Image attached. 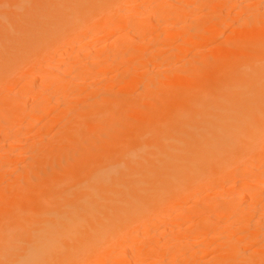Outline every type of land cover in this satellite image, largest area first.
Returning a JSON list of instances; mask_svg holds the SVG:
<instances>
[{
  "label": "bare ground",
  "instance_id": "obj_1",
  "mask_svg": "<svg viewBox=\"0 0 264 264\" xmlns=\"http://www.w3.org/2000/svg\"><path fill=\"white\" fill-rule=\"evenodd\" d=\"M129 1L130 0H0V90H3L1 88H6L8 90V87L5 86L8 84L12 86V83L15 84V82H18L17 80L23 75L27 82V87L24 92H15L17 94H14V101L9 97L6 104L2 102L3 105L9 108L7 107L8 111L7 109L3 112L1 111L4 114L0 113V130L4 127L8 129L11 127L14 128L20 121L23 123L25 122L27 124L25 125L27 127L30 126L28 128L30 129L31 126L34 125L33 122L36 118L43 117L41 114H43L47 107L40 100L42 95L39 99L37 96L45 94V91L48 93L52 92L50 97L47 95L49 101H56V97L59 96H57L59 93L58 85L60 84H58V81L60 77L65 74L63 72L64 70L62 69V71L61 68H57L56 66L58 65H52V67L54 66L53 68L49 65L54 74L52 75V73L49 72V74L53 76V78L51 76L50 78L48 76L49 74L44 75V72V74L41 73L43 69L42 71L40 70V72L35 68L33 63L36 61L34 59L40 60L41 58L39 57H44L43 52L44 54H49L48 50L51 49L50 46H54L53 44H55L56 47L57 41L63 40L65 44H67V42L70 44L77 40H84L89 37V33L92 34V30L96 32V28L101 30L104 29L105 31L109 29L112 33H115V30L119 28L125 29L126 27H122L126 25V19L128 20L127 16L131 14L130 9L126 7V3H130ZM208 1L209 0H174L175 4L173 1L172 3L175 7L177 5V7L179 6L181 9L186 8L187 11L192 12L198 7L201 8V6L203 7L206 5ZM228 3L236 6L244 3V1L215 0L214 8L212 7L213 10L209 7L213 12V17L210 18L211 21L209 20L212 26H209L210 30L206 27L209 32L201 37L202 40L204 39L205 41L207 38L215 37L218 31H224L222 28L223 22L225 21L223 20V16L226 14L224 13V9L227 7ZM164 4L163 6L161 5L162 7L160 6L161 8L154 9L153 13L144 19H148V22L153 20L157 22L180 20L182 23L185 18H187V11H174L173 9V11H171L167 8L165 9ZM263 14H259V16H256L250 21L247 20L241 23L233 32V35H231L232 37L229 36L230 38L228 40L224 42L221 41L222 43H219L220 47L218 46L217 50H213L209 57L202 59V62H197V64L188 62L189 64L185 66L182 65L176 74H173V78L170 79V81L172 80V90L170 93L165 92V95L162 94V98L156 97L157 99L152 98L151 100V97H155V92H161L164 88V86H161V82L165 78L161 76L155 77L153 75V77L150 78L151 82L145 85L142 80L139 79V76H131V74L130 76H126L123 81L125 92L123 94L120 92L122 96H104L107 102H116L119 98H123V102L120 100L121 103L119 107L107 112L106 117H101L103 119L99 121L89 122L88 120V122L82 123L79 120L80 123L78 122L77 124H82L80 126L75 124L71 127L74 128L76 126L77 128L72 129L70 134H65L67 135L65 137L66 139L63 142L61 141L62 143L58 145L61 146L62 144L63 146L61 149L59 147L61 151H57L62 154L63 149L71 151L70 149L74 146H78V143L81 141L85 143V145L87 144L86 147H90L93 142L95 143V141L98 140V144L101 142V145L99 144V147H101L100 149L108 151V149H105L107 145L104 142L109 141H105V136L108 137L107 134L109 133V135H111V138L109 137L111 139V145L109 146L111 150H109V155V151L106 153V156L109 157L106 158L105 161H98L100 159L97 160L96 158L99 157H95L96 163L91 161V167L94 166L92 169L84 168V162H87L93 155H90L91 152L88 150L89 148H86L88 151L84 149V156L82 155V157L79 150L83 149L84 145L82 146L81 143L79 145L80 147H76L77 150L75 151L79 153L78 155L80 158L77 157V159L79 158L80 160H78L80 162L75 160L76 157H74L73 160L76 161V166L74 167V164V168H71V163H69L70 165L68 164V166L71 167H69V170L65 173H61V170L65 171L66 169L62 168L59 171L62 166L60 167L59 165V169L56 166V164H61L58 162V158H60L61 155L60 157L57 156V158H55L56 156L54 155L56 154L55 149L57 150L58 147L56 146L54 150L52 148L53 145L51 146V150L50 148H45L46 151L42 154L46 152V162H43L44 165L47 166L46 169L50 168L51 171H49V173L52 175L44 171V175H47V177L43 176V179L46 181L47 185L53 181H58L59 183L54 188H49V191H45L44 195H41L42 199L41 197H37L40 199L38 202L32 205H25L26 203H24L20 209L23 212V218L17 225L14 226L13 223L14 227L12 225L7 227L5 222H2V220L0 221V264H113L112 261L109 262V259L115 256L117 250L119 251L118 254L120 257H117V262H114V264H140V262L145 260H150L149 263L145 264H160V262L163 264H175L178 255L183 250L187 249V245L199 244V242L202 241L197 242L196 239L191 236V233H187L188 230H186V234H183L184 229L182 227H185L184 225L186 223L183 222L182 225H180V221L174 224L171 223L173 226L180 225L181 229L179 233L182 232L180 236L177 233H173L178 235L177 237L171 235L172 233L170 231L167 232L168 227L166 228L167 230L160 231V233L156 235L159 238L152 241H147V238H140V240L135 239L133 234L140 226H160L163 224V219L167 224H170L172 219L165 218L169 211H173L178 204L185 201L186 198L188 199L189 194L193 191L208 189L212 187L213 184H217L216 182L219 183L220 181H224V183L229 180L242 181L239 188L240 190L234 191L230 198L235 204L232 203V206H230L224 203V201L222 203L214 201V203H210L208 201V205L200 203V205L197 204L192 209L186 210L187 212L185 211V213H183V215L187 217H185V220H189L187 215L191 216V212H197L199 215L197 218L193 217V220H199L198 224L196 222L195 228L192 229V231L195 230L197 235L206 239H211L212 243H217L218 240H220L219 236H214L212 238V234L214 233L213 222H225L226 218L230 216H236V219L239 221H246L247 216L254 210V213L260 212L264 214V179L254 177V173L260 171L264 172ZM199 19L201 18L199 17ZM203 23L206 24L205 22ZM138 24L139 23L133 25L131 30L126 31L125 29V33L120 35L119 38H129V41L132 38L138 39L142 43L152 41V43L158 42L159 44L162 42L158 39L162 35L161 33L156 34L155 30L153 31L152 29L151 31L145 29L147 26L141 24L140 26ZM181 27V31L177 30L175 33L176 35L184 34L186 31L196 32L192 24L185 26L181 25ZM110 33L111 32H109V34ZM171 35L174 36L173 33H170V36L168 35L167 37L174 38ZM198 36L200 38V35ZM189 38H191L190 41H192V36ZM190 41L188 40L187 43ZM63 42L61 45L64 44ZM120 42L122 41L118 42V40H116L119 47ZM199 42L200 41L195 44L199 45ZM203 42L200 44H203ZM129 43L130 42L122 43V46L124 44L123 48H119V53L116 52L117 54H113V56L117 55V59L120 57L122 60H125L126 58L123 59L125 52H128V47L130 48L132 45H129ZM163 43H165V41ZM99 44H101V42H99ZM127 44L129 46H127ZM55 47L54 50L53 48L50 50V54L53 53L52 51H55ZM58 47L59 46H57V48ZM46 48H48V50L44 51ZM141 48L142 46H140L139 51ZM153 54L154 53H152V55L147 54L148 56H146L144 53H137L132 57L133 59L138 58L142 63H144L145 60H150V62H152L157 60L156 56ZM73 57L75 58V56ZM108 59L109 56L106 57L107 61ZM112 59L113 58L109 59L111 60V65L112 62H115L114 59ZM118 60L116 61L117 63ZM140 61L138 64H140ZM161 61L163 60L161 59ZM146 62L148 63L149 61ZM121 64L123 63L121 62ZM85 66L84 68L88 69V66ZM104 66L106 65L104 64ZM66 67L68 71L72 70L74 66L67 65ZM100 67L102 68L103 66ZM17 68L20 69L19 76L15 78L17 80L11 79V77L9 80L8 72L10 73V71L15 69L16 73V71H18ZM57 77H59V79ZM61 79H63V77ZM38 82L40 83L39 86L37 85ZM137 84H144V90L136 95V97H132L134 93H132V91L130 92V89H132V87L134 88L135 85L137 86ZM48 89L52 91L49 90V92ZM61 90L64 89L61 88ZM64 91L67 92V89ZM10 94H12V92ZM61 96H64V94ZM31 99L37 101V104L34 102L35 106L32 108L26 105L24 107L20 106L21 103L23 104V102H25L26 104ZM62 101L60 100L59 102L61 103ZM64 101L65 104L68 103L67 100L64 99ZM30 103L31 102H29V105ZM89 104L87 105L89 106ZM68 109H72V106ZM75 109L78 110L77 108ZM95 110L96 109L92 110L91 108L88 110L87 114L89 119H93L91 115L93 114L94 117V113L96 114V112H94ZM99 113L100 115L104 114L101 111H99ZM87 114H84L86 118ZM144 114H146L145 117ZM149 115L151 116L150 118L147 117ZM18 125L19 127L21 126V124ZM27 127L25 129H27ZM119 127L121 130L118 129ZM117 129L119 131H123L124 129L123 133L121 132L122 135L120 138L118 139L117 137L118 141L115 139L116 136L119 135L117 133L115 136V133L118 132ZM70 131L71 130L68 132ZM42 132L45 133V131ZM6 142L7 141H5V143ZM8 142H11L9 145L12 147L11 150L13 151V146H15L16 141L15 143L12 140ZM18 144H16V147H20L19 145L21 143ZM96 144L97 142L95 145ZM47 149L49 152H47ZM68 150H65L67 156L70 153L74 154L72 151L69 153ZM54 151L55 153H53ZM40 152H43V150ZM95 152H97L96 149ZM22 153L24 152L22 151ZM104 153L105 152H103V154ZM4 154L8 155L6 153ZM61 159L63 160V158ZM40 160L38 161L40 162ZM7 161H5V163H8ZM92 162L95 165L92 164ZM244 162L247 163V167L245 170H240L239 165ZM5 163H3V165ZM77 164L83 165L84 167H78L79 165ZM7 166L9 165L6 164L5 168H8ZM63 167H66V165ZM5 168L2 170V166H0V171H5L6 173ZM26 172L28 173V170ZM26 172L25 175H28ZM1 174L3 173H0V175ZM263 175L264 174L261 176L264 178ZM1 176L3 177V175ZM48 178L51 182L48 181ZM14 179L19 182L20 176H18V180L16 178ZM41 179L38 178L37 182L39 180L41 181ZM8 185L13 186L15 184ZM42 186H44V184H42ZM40 188L41 187H39V189ZM6 189L8 188H5V190ZM223 189L225 188L223 187ZM223 189H220L217 194H225L227 191ZM244 189L256 190L250 191L249 194L246 192L245 194ZM7 192L6 195L9 193L11 194L12 191L9 188ZM12 197L16 198L15 195ZM7 198L4 199L6 200ZM9 203H11V201L7 204L10 205ZM262 203L263 205H261ZM246 210H248V212H246ZM179 219L182 218L179 217ZM190 227L189 229L193 226ZM242 228L244 229V227ZM260 230L263 231L264 227L260 228ZM218 234L219 233L215 232V235ZM153 238H155V236H153ZM121 241H123V243H121ZM162 248L166 249L164 251L165 253L163 252V259L156 255L159 254L158 250ZM208 249L209 247H204L205 252H208ZM221 253L219 256L213 257L214 261L209 263L264 264V241L255 249H252L250 253H243L240 244H230L229 248L226 249L224 253ZM192 256L187 257V259H185L186 261L181 263L190 264L188 258ZM107 261L109 263H107ZM141 264H144V262Z\"/></svg>",
  "mask_w": 264,
  "mask_h": 264
},
{
  "label": "rangeland",
  "instance_id": "obj_2",
  "mask_svg": "<svg viewBox=\"0 0 264 264\" xmlns=\"http://www.w3.org/2000/svg\"><path fill=\"white\" fill-rule=\"evenodd\" d=\"M172 1L175 4L174 0H170V1L169 0H140V1L139 0H130L129 1L130 3H126V7L128 9H130L131 14H130V16L129 15L127 16L128 20L126 19V22L124 21L126 23V25L123 26L122 28H125L126 27L125 28L126 31L131 30L132 29L131 27L133 25H135L136 23H139L138 25L141 24L143 26H147V28H145V29H149L151 31L153 29V31L155 30V33L156 34L157 33H161L163 35V36L161 35L160 38H158L159 41L160 40L162 41L159 44H158V42L157 43H152V41H150V42L148 41L147 43H142L140 40L133 39V38L130 39V41H129V38L128 39H121V38H119L120 35H122L123 33H125V29H120L119 28L118 30H115V33H112V31H110L109 29H106V31H105L104 29L101 30L99 28H96L95 29L96 32H94V30H92L91 31L92 34L89 33L88 34L89 37H87L84 40H82V39L79 40V41L77 40L76 42H72L70 44H68V42H67V44H65L63 42V40L57 41L56 44H57V46H59L58 48H57V46L55 47V44H53L54 46H52V45L50 46L51 49L53 48V50H54V47H55V51H52L53 52L52 54H50V50L51 49L48 50V48H46V49H44V51H47L48 50L49 54L48 53H45L44 54V52H43L44 57H39V58H41L40 60L34 59L36 61V62L33 63L35 65V68L37 70H39V71L40 70L42 71V69H43V71L42 72L40 71V72L42 74L45 73L44 75H46V74L48 75L49 72L52 73L51 68H53L56 65H58V66H56L57 68H61V70L63 69L64 71L63 70L62 71L65 74H63L64 76L62 75L60 77V80H62V81H60V80L58 81V84L60 83L61 85L60 84L58 85L59 86L58 87L59 93L57 94V96L59 95L58 96L59 98L56 97V99H55L56 101H54V100H50L49 101V98L48 97L51 96L50 94H52V92L51 93H48L47 91H45V94H40V95L37 96L38 99L40 98L41 95L43 96V97L41 96L40 100H41L42 103L45 104V106H47L46 107V110L44 111L45 114L46 113L47 114L45 115L44 112H43L44 115L41 114L43 117L36 118V120L33 122L34 125L31 126L30 129H28L30 126L27 127L26 126L27 124L25 122L23 123L22 121H20V122H18V124H21L20 127H19L18 124H16L15 125L16 128L13 126L15 129L12 128V127L10 129L4 127V128H2L0 130V134L1 135L4 133L2 135V138H1V135H0V146H1L0 147V151H1V153H0V159H1L0 166H2V170H4L5 165L6 164L9 165V166H7L9 169L8 168H5L6 173H5V171H3V172L0 171V173H3V174H1V175H3V177L0 175L1 176L0 177V194H2V195H0V221L2 220V222H5L7 224V227L8 226L10 227V225L13 226V223H14V226H15V225H17L22 220V218H23V212L20 209L22 208V206L24 205V203H26L25 205H32L35 202H38L40 199H38L37 197L40 198L41 195L42 196L44 195V192L45 191H49V188H52V187L54 188L59 183L58 181L51 182L49 180V178H48V181H50L51 183H48V181H47V183H48V185H47L46 184V181L43 179L44 177H47V175H44V174L45 173L48 174L49 171H51L50 168L46 169L47 166L44 165V162H46V160H45V154H46V152H45V154H42V153H44V151H46L45 148H48V149L50 148V150L53 148V150H54L56 148V146L58 147L57 150L55 149L56 154H54V155L56 156L55 158H57V156L60 157V155H61V157L58 158L59 159L58 162L61 163L62 165L61 164H56V166H57V168L59 167V165H60V167L62 166L61 168L59 167L60 169L58 168L59 171L62 168L66 169L65 171L64 170L63 171L61 170V173L67 172V170H69V167H71V166H72L71 168H74L76 166V161L75 160H77L78 162H80L79 161L80 160L79 159L80 156L78 154L81 153L80 155L82 156L83 155V152H84V149L86 151L89 150L91 152L90 155H93V156L90 157V159H89L90 161L88 160L89 162L88 161L87 162H84L83 165H85V167L83 165L81 166V165L77 164V165H79L78 167L81 166V168L84 167L85 169H87V168L88 169H92L94 166L91 167V161H94L95 162V159H94L95 157H99V158H96L97 160L100 159L98 161H105L106 158L109 157V156H106L107 155L106 153L109 150H111V148L109 147L111 145L110 144L111 143V141H110L111 140L110 139L111 138L110 137L111 135H109V133L107 134L108 137L107 136H105L106 138L104 137L105 138V141L106 140H109L110 141V142L109 141L108 142L107 141L104 142L107 145V147H109V148H107L105 146V149H108V151L100 149L101 147H99V144L101 145V142L98 144V142H99L98 140L95 141V143L97 142V144H98V145L96 144L97 147H96V145H95L94 142L90 145V147H88V146L86 147L87 144L85 145V143H83L81 141L80 143H81L82 146L84 145L83 146L84 148L82 147L83 149H81V150H79L80 149L79 148L78 149L79 150V153L75 152L77 150L76 147H80L79 146L80 143H78V146H74V147H72V149H70L72 152H74V154L70 153L71 151H69L68 149H63L64 154H63V152H62V154H61V152L58 153L57 151H61V150H59V147H60V149H61V147L63 148L62 144H61V146H58V145H60V143H62L66 139L65 137L67 135H65V134H68V133L70 134L72 132V129L77 128L76 126L74 128H71L75 124L78 125V126H80L83 122H88V120H89V122L97 121V120L99 121V120H101V119H103V118L106 117L107 112H110L112 110H115V109H117L119 107V104L121 103V101L123 102V98H119L116 102L115 101H113V102H111V101L107 102V101H105L104 96L105 97H110V96L115 97L116 95H118V96L121 95V93L123 94L125 92L124 91L125 88H123L125 86L123 81H124V78H126V76H130V74H131V76L132 75L133 76H135V75L136 76H139L140 78L139 77L138 78L141 79L142 82L145 85L146 84H149V82H151L150 81V78H152L153 75L155 77L156 76H158V77L161 76V77L165 78L164 80H162V82L160 81L161 84H162L161 86H164V88L161 90V92H155V94H154L155 97H151V100H152V98L155 99L156 97L157 98H162L163 95H165L167 92L170 93V91L172 90V88H171V82H172V80L170 81V79L173 78L172 77V76H174L173 74H176V72L178 71V69L182 65L185 66L186 64H189V63H192V64H195L196 63L197 64V62H202L203 61L202 59L209 57L212 54L213 50H215V49L217 50V48L219 46V43L221 41L224 42V41L228 40L230 37H232L231 35H233V32L240 26L241 23H244L247 20L250 21L253 18H255L256 16H259V14H263L264 13L263 12L264 11V0H246L247 2L245 0H242V1H244V3H241V4L236 5V6H233V4H229L228 3L227 7L224 9V13H226V14L223 13L224 14L223 20H225V21L223 22V27L222 28L224 29V31L223 30H222V32L221 31H218V34H216L215 37L207 38L204 41V39L202 40L201 37L204 36L205 34H208L207 32H209V30H210V27L209 26L210 25L212 26V24L210 22L211 21L210 18L213 17L212 10H213L214 5H215V0H209L206 5H204L203 7L201 6L202 9L198 7L197 9H195L192 12L191 11L190 12L187 11L186 8H182L181 9V7H179V6L177 7V5H176V7H177L176 8L175 5L172 3ZM163 4H164V8L165 9L167 8L168 10H171V11H173V10L174 11H177L178 10V11H183V12H186L187 11L188 12L187 15H186L187 18H185L184 22H182V23L180 22V20H175V21L174 20H170V21H167V22L166 21H159V22H157V21H154L153 20L151 22H148L149 21L148 19H144V18H147L150 14H152L153 11H154V9L161 8L163 6ZM153 5H155V6H153ZM129 7H131V8H129ZM263 16H264V14H263ZM199 17L201 19H199ZM129 18H130V20H129ZM168 22H170V23H168ZM203 22H205L206 24H204ZM191 24H192L193 27H195V30L194 29L193 30L196 31V32L186 31V33H184V34H179V35L178 34L177 35L175 34L177 32V30H180L181 31V29H182L181 25L182 26H185V25H191ZM196 27H198V28H196ZM206 27L209 28L208 31H207L208 28H206ZM102 31H103V33H102ZM156 31H159V32H156ZM198 31H199V33H198ZM204 31H206V32H204ZM109 32H111V33L109 34ZM170 33L171 34L173 33L174 36H172V35L171 36L174 37V38L167 37L168 35L170 36ZM165 34H167V35H165ZM189 34H190V36H192V41H190L191 38H189L190 37ZM197 34L200 35V38H199V36ZM185 35H186V37H185ZM116 40H118V42L119 41H122V42H120V47H119V44L116 43ZM188 40L190 42L187 43ZM61 41L64 43L63 45H61V43H62ZM164 41H165V43H163ZM198 41H200L199 42V45L198 44L196 45L195 43L198 42ZM99 42H101V44H99ZM125 42L126 43L127 42H130L129 45L132 44L131 45L132 48H131V46H130V48L128 47V49H127V50H129L128 52H125L123 50L125 52V55H124V58L123 59L126 58L125 60H122V58H120V57H119L120 59L118 58L119 59L118 60L117 59L118 56L117 55H114L113 56V54L119 53L120 49L123 48V46H124V44L122 46V43H125ZM201 42H203V44H200ZM129 45L127 44V46H129ZM77 46H79V47H77ZM140 46H142V48L143 47L144 48L143 49L141 48V50L139 51ZM215 46H217V47H215ZM64 49H66V50H64ZM71 49H72V51H71ZM135 49H138V50H135ZM156 51H157V53H156ZM67 53L70 54V55H68ZM137 53L138 54L139 53H144L146 56H148L150 54L152 55V53H154L153 55L156 56V59L157 60L150 62V60H145L144 59L145 60V62H144L145 64H144L138 58L137 59L136 58L133 59L132 56H135ZM73 56H75V58ZM103 56H104V58H103ZM107 56H109V59L110 58H113L114 59L115 62H112V65L110 64V61L111 60H109V59H108V61L106 60V57ZM183 56H185V57H183ZM95 57H96V59H95ZM158 57H159V59H158ZM74 59H75V61H74ZM103 59H105V60H103ZM161 59L163 61H161ZM42 60H43V62H42ZM117 60H118V63L116 62ZM138 60L140 61V64H138V62H139ZM55 61H56V63H55ZM71 61L72 62H75V63H72ZM146 61H149L150 63L149 62L147 63ZM121 62L123 64H121ZM184 62H187V63H184ZM8 64H10V63H8ZM12 64H14V63H12ZM17 64H20V63H17ZM31 64H32V62H31ZM104 64L106 66H104ZM49 65H50L51 68L49 67ZM52 65H54V66L52 67ZM65 65L66 66L67 65H70V66L72 65L74 67L72 68V70H68L67 71L68 68ZM85 65L88 66L87 67L88 69L84 68ZM100 66H103V67L101 68ZM47 68H49V69H47ZM17 70L18 71H16V73H15V69L12 70V71H10V73L8 72V78H9V80H10V77H11V79H15L16 77L19 76V74H20V71L19 70L20 69L17 68ZM45 70L46 71L49 70V71L46 72ZM65 70H66V72H65ZM153 70H154V72H153ZM11 72H12V74H11ZM78 72H80V73H78ZM146 72H147V75L148 76L146 75ZM77 73H78V75H77ZM15 74H17V75H15ZM52 75H54V74L52 73ZM52 75L49 74L48 76L49 77L51 76L53 78ZM75 76H77V77H75ZM21 77L24 78V75L21 76ZM21 77H20L19 80L15 79L18 82H15V84L12 83L13 84L12 86L10 84H8L7 86H5V87H8V90L6 88H1V89H3V90H0V113L1 114H4L2 112L5 111L6 109L8 111V108L9 107L7 106L8 107L7 108L5 105H3V103L6 104L7 103L6 101H8L9 97H10V99H13L12 101H14L15 100V95L17 93L24 92L26 90L25 88L27 87V82H26L25 78L23 80V78H21ZM62 77H63V79H61ZM57 78L59 79V77H57ZM71 78H73V79H71ZM67 81H69V82H67ZM92 82H94V83H92ZM144 84H141V85L140 84H137V86L135 85L134 88L132 87V89H130V92L132 91V93H134L132 97H136V95H138L139 93H141L144 90V86H143ZM37 85L39 86L40 83L38 82ZM10 87H12V88H10ZM61 88L64 89V90L67 89V92L68 93L66 91H64V90H61ZM90 89L91 90L93 89V90L91 91ZM49 90L52 91L51 89H48V91ZM10 91L12 92V94H10L11 93ZM78 91H80L81 93L78 92ZM107 91H109V92H107ZM15 92H17V93H15ZM65 92L67 93L68 96L66 95ZM60 94L61 95L64 94V96H61ZM47 95H48V97H47ZM156 95H158V96H156ZM101 96H103V97H101ZM46 99H48V100H46ZM62 99H63V101H62ZM64 99L68 101V103L66 101V103L68 105L65 104ZM60 100L62 101L61 103L59 102ZM29 102H31L30 105H29ZM29 102H27L26 104H25V102H23V104L20 102L21 103L20 106L24 107L26 105L27 107L30 106V108H32L33 106H35V103L37 101H33L31 99V100H29ZM87 104H89V106L91 105L93 108L91 106L89 107ZM109 104H110V106H109ZM113 104H115V105H113ZM71 106H72V109H68V108H71ZM75 108H77L78 110H76ZM90 108L92 110L93 109H96L94 111V112H96V114L99 113V111H101L104 114L103 115H100V113H99V114L96 115L94 113V117L95 118L93 117V114H92L91 115L92 117L91 116L90 117L93 118V119H89V116H88L87 112H88V110H90ZM107 108H110L111 110L110 109H107ZM66 109H68V110H66ZM75 110H76V112H75ZM103 111H105V112H103ZM84 114L85 115L87 114V118L88 119L86 118V116ZM145 115L146 114H144V117H145ZM81 117H82V119H81ZM101 117H103V118H101ZM147 117L150 118L151 116L149 115ZM56 119H58V120H56ZM86 119H87V121H86ZM79 120L82 122L80 125L77 124L78 122L80 123ZM69 122H70V124H69ZM50 125L51 126L53 125V126L51 127ZM47 126H49V127H47ZM26 127H27L28 130L25 129ZM118 129L121 130L120 127ZM118 129H117L118 132L115 133V136L117 135V133L119 134L115 138L117 141L120 138V136L122 135L121 132L123 133V131H124L125 128L123 129V131H119ZM69 130H71V131L68 132ZM114 130H115V128H114ZM42 131H45V133L42 132ZM112 134H114V133H112ZM117 137H118V139H117ZM52 138H53V140H52ZM9 140H12L14 143L16 141V144H18V143L20 144L21 143L20 145L18 144L20 147H18V146L16 147V144H15V146H13V148H14L13 149L14 152H13L11 150L12 147L9 145V143H11V142H8ZM5 141H7V142L5 143ZM55 141H57V142H55ZM40 142H43V143H40ZM52 145L53 146L55 145V146L53 147ZM92 145H94V146H92ZM40 146H42V147H40ZM51 146H52V148H51ZM15 147L18 148V149H16ZM92 147H93V149H92ZM86 148L87 149L89 148V149L87 150ZM95 149L97 150V152H95ZM2 150H4V151H2ZM42 150H43V152H40ZM65 150H68V152L70 153V154H68V156H67V152ZM22 151L24 153H22ZM55 151L53 153H55ZM47 152H49V150ZM103 152H105V153L103 154ZM4 153H6L8 155L10 154L9 157H8V155H5ZM12 154H14L15 156L12 155ZM96 154L97 155L103 154V155L97 156ZM109 154H110V151L108 152V155ZM75 155H78V156H75ZM2 156H3V158L5 156L6 159L5 158L3 159ZM63 156H65V157H63ZM74 157H76L75 160H73ZM77 157H79L78 158L79 160L77 159ZM61 158H63V160ZM92 158H93V160H92ZM38 160H40V162ZM67 160L70 161V162H68ZM5 161H7L8 163H5ZM245 162H247V161H245ZM245 162L239 165L240 170H245L246 169L247 163H249V162H247V163H245ZM3 163H5V164L3 165ZM69 163H71V166H68ZM92 164H94V163L92 162ZM64 165H66L67 168L66 167H63ZM73 165H74V167H73ZM27 170H28V173L26 172ZM261 170H263V169H261ZM44 171H46V172L44 173ZM25 172L28 175H25ZM21 173H23V174H21ZM52 173H53V171H52ZM18 174H20V175H18ZM38 174H39V176H38ZM49 174L52 175L51 173H49ZM262 174H264V172H262V171L257 172V173H254V177L255 178H258L259 177L260 179H264L261 176ZM21 175H23V176H21ZM35 175H37V176H35ZM18 176H20V180H18ZM41 176H42V179L43 180L41 179ZM250 177H252V176H250ZM14 178H16L19 182H17ZM28 178L31 179V180H29ZM33 178H34V180H33ZM38 178L41 179V181L39 180L37 182V179ZM42 181H44V182H42ZM32 182L35 183V184L37 182L36 186ZM241 182L242 181H240V180H229L228 182H225L226 183L225 184L224 181H220L219 183L216 182L217 184H213L212 187H210L208 189H203V190L200 189V190L193 191L191 194H189L188 199L186 198L185 201H183L182 203L178 204L176 206V208H174L175 210L173 209V211H169L168 212V215L165 218H169V219L171 218L172 219L171 220L172 222H170V224H167L164 221V219H163V224L160 225V226H158V225H155V226L144 225L142 227L140 226L139 229H137V231L133 234V237L135 239H138V240H140V238H142V239L143 238H147V241L156 240L157 238H159L156 235L158 233H160V231H165V229L167 227H168L167 228L168 230L166 229L167 232L170 231L172 233L171 235H174L175 237H177L178 235L180 236V233H182V232L179 233V230L181 229L180 228V225H182V223L184 222L187 225L186 224L184 225L186 228L185 227H182L184 229L183 234H186L185 232H187L186 230H188L187 233L188 234L191 233V236H193L196 239L197 242H199L201 240L202 241L199 242L200 245L199 244H194V245L191 244L190 246L187 245L186 246L187 249L183 250L178 255L175 264H182L183 261H186L185 259H187V257L192 256V255H193L192 257L188 258V261L190 262V264H210L209 262L212 263L214 261L213 257H216L217 255L219 256L221 252L224 253L225 250L229 248V245L230 244H240L242 246V252L243 253H250L252 249H255L260 243L262 244V242L264 241V230L263 231L260 230V228L264 227V214H262L260 212L254 213V211H255L254 210L252 213H250V215L247 216L246 221H239V220L236 219V216H230V217L226 218L225 222H220V221L213 222L212 225H214V233H213L214 235L212 234V238L214 236L215 237L216 236H219L220 240H218V238H217V240H218L217 243L216 242L215 243H212L211 239H206V238H203V237L197 235L196 232H195V230L192 231V229L195 228L194 226H196V222L198 224V221H199L197 219L193 220L194 219L193 217H195V218L199 217V215H198L197 212H191V214L194 215V216L187 215L189 220H187V219L185 220V217L186 216L183 215V213H185L186 210L192 209L197 204L200 205V203H204V204L208 205L209 202L210 203H214V202H220V203H222L224 201V203L232 206L231 204L233 202L230 200V198L232 197L234 191H239L240 190L239 188H240ZM39 183L40 184L41 183L44 184V186H42V184L40 185ZM8 184H10V185L15 184V185L9 186ZM26 186H27V188H26ZM33 187H34L35 190L33 189ZM39 187H41V188L39 189ZM218 187H220V188H218ZM223 187L225 189H223ZM5 188H8V189L5 190ZM9 188H10V190L12 192H11V194L9 193L10 195L9 194L6 195V193H8L7 191L9 190ZM31 188L33 189V191H32ZM220 189L221 190L222 189L223 190H226L227 191L226 192L227 194L226 193L225 194H217L220 191ZM254 190H256V189H248V190H245L244 189L245 194H246V192L249 194L250 191H254ZM14 195L16 196V198L15 197H12ZM7 196H8V198H7ZM3 197L4 198H7V199L5 200ZM41 199H42V197H41ZM5 201H7V202H5ZM10 201H11V203H9L10 205H8L7 203L10 202ZM229 202H231V203H229ZM233 204H235V202ZM261 205H263V203ZM246 212H248V210H246ZM179 217L182 218V219H179ZM183 219H184V221H183ZM178 221H180V225H177L176 224L178 226V228H177V226H173L171 224V223H173V224L174 223H177ZM258 225H259V227H258ZM190 226L191 227L193 226V227L191 228ZM189 227L191 229H189ZM242 227H244V229ZM216 229H217L218 232L216 231ZM172 231H174V232H172ZM215 232L216 233H219V234L218 235H215ZM173 233H175V234L177 233L178 235H175ZM145 235H147V236H145ZM153 236H155V238H153ZM121 243H123V241H121ZM173 244H171V245H173ZM206 246L209 247L208 252H205L204 251V247L206 248ZM165 250H166L165 248H162V249L158 250V253L159 254H156V252H155V254L158 255V257H162L161 259H163V255L165 253L164 252ZM118 253H119V251L117 250L115 252V256L116 257L115 256L111 257L112 259H109L110 260L109 262L112 261L113 264H114V262L116 263L117 262V257L119 256ZM109 262L107 261V263H109ZM143 262H144V264L145 263H149L150 260H145ZM143 262H140V264L143 263ZM160 264H163V263L160 262Z\"/></svg>",
  "mask_w": 264,
  "mask_h": 264
}]
</instances>
